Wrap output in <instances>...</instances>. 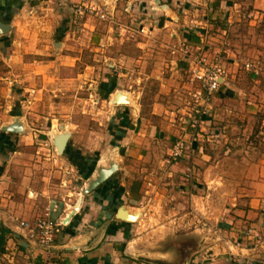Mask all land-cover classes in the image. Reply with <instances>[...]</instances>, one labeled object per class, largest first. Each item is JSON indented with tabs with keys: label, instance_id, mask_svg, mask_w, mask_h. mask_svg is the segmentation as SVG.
<instances>
[{
	"label": "crops",
	"instance_id": "1",
	"mask_svg": "<svg viewBox=\"0 0 264 264\" xmlns=\"http://www.w3.org/2000/svg\"><path fill=\"white\" fill-rule=\"evenodd\" d=\"M65 1L70 2V0H0V23L8 27V36L0 35V228L10 232L6 236L5 246V252L9 253L4 252L0 264H264V249L239 250L233 246L235 240L242 238L246 228H256L264 232V145L257 144L256 139L250 142L246 137L247 129L244 127L237 130V133L234 132L236 128L230 125L227 116L224 117L226 113L228 115L232 113L223 107L225 102L224 105H219L220 101H226L230 95L226 93V87H229L227 78L208 105V109H211L209 116L203 118L208 120L212 117L226 122L220 123L221 128H218L216 133L203 123L201 131L206 142H209L207 145L209 148L204 145L197 146L196 150H199V153L195 159L197 181L205 182L209 187L213 184L214 189H217L216 184L224 185L220 191L224 193L222 198L229 200L224 206L226 218L220 224H215L216 234L219 236L216 240L188 247V251L182 237L174 243L175 248L171 251L166 250L172 244H160L155 251L148 250L147 247H155L156 244L144 245L149 234L140 230L143 217L150 216L152 210L164 215L163 212H166L171 204L163 202L167 194L153 190L156 188H154L156 180L154 185L153 180L145 175L146 171L143 169L145 164L142 161H146L148 150L155 149L150 148L149 144L138 136L141 133H137V136H134L135 133L127 135L116 149L120 153L115 164L117 166L115 173L85 196L82 190L97 179L99 172L103 170L101 166L106 164L103 158L98 159L101 154L99 157L95 156L98 147L95 143L85 142L83 138L74 136L75 142H68L64 154H53L55 157L50 155L42 165L38 161L33 163L13 160L19 154H24V151L19 153L16 147L25 145L27 149L24 150L31 151L32 148L28 146L33 143L28 142L32 139L30 134L13 138V135L1 130L15 118L21 122L25 120V117L19 114V109H15L13 114L10 113L17 98L12 97L13 100H9L7 85L19 88L26 86L27 83L31 89L36 88L37 91L29 90L27 96L21 94L19 90L17 99L22 105L28 103V106L23 107L33 111L37 105V100L33 99L34 94L36 96L38 93L40 100L50 96L51 69L61 72L59 84L62 86L78 83L80 88L84 83L83 75L78 74L72 78L69 74H73L78 58L71 54L72 49H75L71 41L67 43V40L72 38L71 32L62 33L64 26L68 27L69 24L66 22L69 9L64 7ZM94 2L98 6L99 4L106 8L108 6L106 10H109L107 14L110 18L101 21L97 17H87L79 41L85 43L86 38L94 46L96 64L94 68H89L94 71L98 69L100 76L102 75L99 88L96 87V96L109 99L110 104L113 97L120 92L126 93L130 98L129 102L121 94L124 100L120 103H127V106L136 104L143 96L140 92V82L152 79L159 81L160 88H164L167 94L173 87L175 92L188 89L189 83L182 81L184 76L182 60L171 55L174 46L188 43L192 47L204 50V46L209 45L205 40L210 31L228 34L233 23L244 20L247 22V18H251L248 22L251 25L264 24V0H94ZM142 29L145 34L140 33ZM140 35L147 38V41L138 43L137 46L142 49L139 57L133 59L127 53L119 52V45L124 40H136ZM57 37L67 39L61 44L66 54L61 56L62 58L54 55L57 57L50 59V44H53ZM226 54L232 55V52L226 50ZM43 57L49 59L45 60ZM58 61H61V64ZM134 63L143 71L138 77L135 76ZM130 74L132 76L131 81L127 82L128 89L126 91L116 89L122 84V81L118 82L120 77L127 78ZM55 76L54 74L52 77ZM136 83L138 88L135 86ZM161 93L163 92H160V95ZM160 95H156V102H161ZM258 107H260L258 111L253 112L255 115L264 111V103ZM214 134L221 135L225 140L221 139V144L214 143L217 140ZM252 134L253 130L250 135ZM256 134L260 135L262 132L255 131L254 135ZM14 139L18 140L17 146H13ZM152 145L158 148L162 146L160 142ZM7 150L13 152V157L6 156ZM160 162L162 164L160 166L166 168L165 172L168 171L170 179L172 177H175L176 181L182 179L176 175L182 172L180 163L175 162L169 166L167 161ZM45 166L50 167L51 171L43 176L44 172L39 169ZM55 166L62 168L64 174H71L73 181L68 177H64L62 181L56 180V175L61 173L53 170ZM24 174L33 177H24ZM65 183H76L79 188L76 187L75 191H66ZM27 190L31 201L16 195V193L24 195ZM216 192L219 193L214 191L210 194L215 196ZM55 194L56 197H62L66 203L53 201L56 198ZM207 194L205 197L208 199L210 194ZM73 197H76V203L82 198L80 210L72 217L69 225L61 230L53 249L40 250L18 235L17 223L20 221H32L47 215L53 220L65 218ZM39 198L43 201L41 202ZM191 198H194V195L191 194ZM74 201L72 200L73 203ZM155 204H158V207ZM120 210L124 211L129 219L135 220L137 217V220L127 222L118 219ZM166 226L163 224L160 231H163L162 229L167 231ZM219 232L222 235H219ZM218 239H221V242ZM245 247L249 248V242H245ZM184 252H187V255H184Z\"/></svg>",
	"mask_w": 264,
	"mask_h": 264
},
{
	"label": "rangeland",
	"instance_id": "2",
	"mask_svg": "<svg viewBox=\"0 0 264 264\" xmlns=\"http://www.w3.org/2000/svg\"><path fill=\"white\" fill-rule=\"evenodd\" d=\"M64 4L66 5L64 7L69 9L67 10L68 17L66 20L69 24L67 23L68 27L64 26L65 28H63L62 33L71 32L72 38L69 40L63 38L58 39V37L55 38L53 41L54 43L50 44V59H55L57 57L54 55H58L62 58L61 56H64L66 52L63 51V46L61 44L66 40L67 43L71 41L73 48H75L72 49L71 54H74V56L78 58V61L76 68L73 70V74H69L72 78L78 74L83 75L85 78L84 83L81 84L80 88L78 87V83L62 86V84H59L61 72L51 69L50 74L52 76L55 74L56 76L52 77L50 75V96L40 100V97H38L39 94L37 93L36 96L34 94L33 99L34 101L37 100V105L33 111L23 107L25 105L28 106V103L22 105L17 99L20 94L19 90H21V94L27 96L29 95V90L37 91V89H31L27 86V83L25 84L26 86H21L19 88L14 87V85H7L6 92L10 96L9 100H13L15 97L17 98L13 102L10 113L13 114L15 109H19V114L25 117V120L22 121L24 122L22 124V126L24 125L23 133L20 135H11H13V138H18L19 136L30 134V138L32 139L28 142L33 143L28 146L32 148L31 151L24 150L27 149L25 145L19 148L16 147L19 153L24 151V154H19L17 157L14 156L15 158L13 160L18 159L20 162L27 161L33 163L38 161L39 164L42 165V162L50 158V155L55 157L53 154H58V149L55 144L58 142L59 137L68 135L69 141L71 142H75L73 138L76 136L83 138L85 142L95 143L99 147V149L97 147L95 156L99 157L101 154L98 159L101 160L103 158V160H105L106 164L101 166V168L106 170L108 166L116 164L118 161V154L120 152L116 149L124 142L127 135L129 133H135L134 136H137V133H141V135L138 136L141 137L146 144H149L150 148L155 149L148 150L146 161H142V163L145 164L143 168L146 171L145 175L147 174L146 176L153 180L152 184L154 185L156 180V185L154 186V188H156L153 190L167 194L164 196L165 199L163 198V202L171 204L168 206V210L163 212V214L165 213L164 215H159L158 212L152 210L150 216L143 217L140 230L145 234H149L147 237L148 241H145L144 245L150 246L156 244L157 247H147L148 250L155 251L158 250L160 244H172V246L166 250L171 251V249L175 248L174 243L178 242L182 237L183 243L187 245L185 249L188 251V247L190 248L195 245L199 246V244H204L207 241L216 240V237L219 236L217 235L218 233L216 234L217 228L215 224H220V222L226 218L224 206L229 200H224L222 198L224 193L220 190L224 188V185L216 184L217 189H214L213 184H210V188L209 184L207 185L205 182L197 181L195 159L199 153V150H196L197 146L201 147V145H204L206 147L209 145V142H206V139L203 137L205 136L203 135L204 133L201 131L202 125H204L203 123H205L204 126L211 128L216 133L218 128H221L220 123H225L226 121H218L212 117L208 120L203 119L209 116V110L211 109H207L206 114L200 116L202 119L198 118L201 126L198 128V135H194L189 128L190 123L188 118L185 116L182 117L181 115V113L186 112L187 103L190 101L188 93L192 88L190 89V87H188V89H184L182 92H175V87H173L171 92L167 94L164 88H160L159 81L155 79L145 81L144 83L140 82V92L143 93V96L136 104L132 103L131 106L126 105L117 107L110 104L109 99L104 97V99H102V97L96 96V87L101 83L102 75L100 76L101 73L99 74L100 71L98 69L94 71L89 68H94L96 64L93 50L94 46L91 45L85 37L87 41L85 43H80L79 38L83 35L82 32L87 17L93 16L101 21L103 20L96 14L85 11L81 19V26L78 27V25L75 24L77 17L76 10L78 8L83 9L89 4L96 5V3L94 0H70L69 3L65 1ZM96 6L106 16L105 20H108L107 18H110L107 14L109 10H106L108 6L107 8L100 6V4ZM249 21H251V18H247V22L244 20L240 23H233L228 34H223L220 31H210L205 40L209 45L204 46L202 54L210 61H215L217 59L220 62L222 61L223 65L225 63L228 72L227 80L229 81V87H226V93L230 95L226 101H220L219 105L225 102L226 104L221 106L225 107L229 112L232 111L229 115L226 113L224 117L227 116L230 120V125L236 128L234 132L237 133V130L244 127V129H247L246 137L250 139V142L256 139L257 144L262 143V145H264V141H262V139H264V124L262 125L264 121V111H261L263 114L256 113L257 115H255L253 113L258 111V108H260L258 106H260L261 103H264V24L263 26H261L262 24L251 25L248 23ZM124 23L127 24L126 21H124ZM5 34L4 36H8L7 32H5ZM218 35L223 38H220ZM146 41L147 38L141 35L136 37V40H124V42L119 45V52L127 53L129 57H133V59L135 57L137 58L141 55L142 51V49L137 46L138 43H145ZM192 48L195 49L198 47ZM217 48H219V51H217ZM226 50H230L232 55H227ZM43 58L45 60L49 59L48 57ZM58 62L61 64V61ZM182 63L184 70L182 81L189 83L187 71L191 64L187 60H182ZM246 63H260V67L262 68L261 71H259L260 73L257 75L253 71H248L245 67ZM130 68L132 69V67ZM133 69L135 71V76L138 77V75L143 74V71H141L139 67H136V63H134ZM124 73L127 72L124 71ZM131 76L130 74L127 78L120 77V81L118 82L122 81V84L116 89L126 91L128 89L127 82L131 81ZM258 81H260V83H257ZM144 84H146V86H144ZM135 86L138 88V83H136ZM160 92L163 93L160 95ZM121 94L130 102V98L126 93ZM157 94L160 95L159 100L161 102H156ZM7 109L10 110L9 107H7ZM29 113H33V115ZM19 121L21 122V120ZM13 123L14 121L12 120L10 124L4 126H10ZM261 127L263 129H261ZM252 130L253 134L250 135ZM259 130L262 134H256L258 135L256 137L254 133ZM215 136L217 140L214 143L221 144V139L225 140V138H221V135L214 134V137ZM14 140L15 141H12L13 144H15L13 146H17L18 140ZM156 142H160L162 146L160 148H158V146L153 147L152 144ZM178 142H183L185 146L184 155L177 161H174L171 157V153ZM22 148L23 150H21ZM39 149L42 150L40 151ZM12 153L13 152L7 150L6 156L11 158L14 155ZM160 161H167V165L169 166L172 164L174 165L175 162L180 163L182 172H178L176 175L180 176L182 179H178V181L174 179L175 177L170 179L168 171L165 172L166 168L160 166L162 165ZM39 170L44 172L42 174L43 176H46L45 174L51 171L50 167L46 166ZM53 170L61 173L56 175V180L62 181L64 177H68L70 181H73L71 174L66 175L62 173V171L64 172L62 168L55 166ZM54 171L52 174H54ZM25 176H29V178L33 177V175L30 174H24V177ZM140 177L144 179L143 176ZM76 187L79 188V185H76V183H65L64 186L66 191H75ZM214 191H219V193L216 192L215 196H213L210 193ZM13 193L15 192L13 191ZM207 193L210 194L208 199L205 197ZM27 194L28 190L24 195L16 193L18 197L22 196L29 200ZM191 194L194 195V198H191ZM56 196L55 194L54 197ZM75 198L76 197H73L70 201L71 206L68 208L69 211L76 204ZM54 200L56 203H66L60 196L53 199V201ZM72 200H75L74 203ZM42 201L43 199L41 202ZM155 205L158 207V204ZM159 206H161V204ZM163 224L167 225V231H164V229L160 231V227ZM220 234L219 232V235ZM218 240L221 242V239ZM8 253L7 251L5 252V254ZM185 254L187 255V252H184V255ZM2 257L3 256H1L0 259H2Z\"/></svg>",
	"mask_w": 264,
	"mask_h": 264
},
{
	"label": "built area",
	"instance_id": "3",
	"mask_svg": "<svg viewBox=\"0 0 264 264\" xmlns=\"http://www.w3.org/2000/svg\"><path fill=\"white\" fill-rule=\"evenodd\" d=\"M85 11L96 14L102 20L106 19V16L95 4H89L83 9L78 8L76 10L77 17L75 24L78 27L81 26V19ZM140 33L145 34V31L142 29ZM202 51L200 48L194 49L192 46L184 43L171 49L172 56L180 57V60H187L191 64L187 71L189 75V87L190 89L192 88L188 93L190 101L187 103L186 112L181 113V115L188 118L190 123L189 128L194 135H198V128L201 126L198 118L206 114L212 97L221 89L227 78V70L222 62L217 59L215 61L208 60L202 54ZM245 67L248 71H253L257 75L262 69L260 63H246ZM184 150L185 146L183 142H178L171 153L172 159L177 161L184 155ZM68 225V223L64 222V218L53 220L47 215L35 218L32 221H20L17 223V228L18 235L24 240L32 243L40 250L49 251L54 248L56 238L61 233V230ZM245 242H249V248L245 247ZM233 246L239 250L257 251L264 249V232L256 228H246L242 238L235 240ZM228 249L231 251L230 248Z\"/></svg>",
	"mask_w": 264,
	"mask_h": 264
},
{
	"label": "water",
	"instance_id": "4",
	"mask_svg": "<svg viewBox=\"0 0 264 264\" xmlns=\"http://www.w3.org/2000/svg\"><path fill=\"white\" fill-rule=\"evenodd\" d=\"M7 29H8V27L6 25L0 23V34H5V32H7ZM120 95H121V93H117V95H115L113 97L112 104L128 105L127 103H120V101L123 99V97ZM19 120L20 119L15 118V119H13V121H14L13 124H11L10 126H3L1 129L2 132L8 133V134H21V133H23L24 127L22 126V123ZM68 142H69V136L68 135L59 137L58 142L55 144L56 148L58 149L59 155L64 154V152L67 148ZM116 170H117V166L115 164H111L109 166V168H107L106 170H104V169L101 170L99 172V176L97 177V179L92 181L88 188L82 190L83 191L82 193L84 194V196L90 194L96 188H98L101 184L106 182L115 173ZM81 203H82V198H80L78 200L76 205L73 206L72 209L69 211L68 215L65 216V218H64L65 223L69 224L72 217L80 210ZM125 214H124V211L120 210L118 212V219L123 220V221H127V222H135L137 220V217L135 218V220H133V219H129V217H127ZM16 237L18 238L19 236H16Z\"/></svg>",
	"mask_w": 264,
	"mask_h": 264
},
{
	"label": "trees",
	"instance_id": "5",
	"mask_svg": "<svg viewBox=\"0 0 264 264\" xmlns=\"http://www.w3.org/2000/svg\"><path fill=\"white\" fill-rule=\"evenodd\" d=\"M10 232L4 228H0V257L5 252V246H6V236Z\"/></svg>",
	"mask_w": 264,
	"mask_h": 264
},
{
	"label": "bare ground",
	"instance_id": "6",
	"mask_svg": "<svg viewBox=\"0 0 264 264\" xmlns=\"http://www.w3.org/2000/svg\"><path fill=\"white\" fill-rule=\"evenodd\" d=\"M122 100H124V99H122Z\"/></svg>",
	"mask_w": 264,
	"mask_h": 264
}]
</instances>
